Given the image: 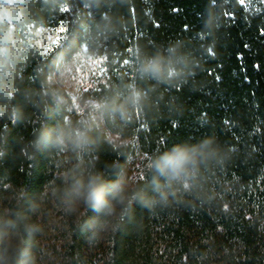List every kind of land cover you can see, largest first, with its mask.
<instances>
[{
    "label": "trees",
    "instance_id": "1",
    "mask_svg": "<svg viewBox=\"0 0 264 264\" xmlns=\"http://www.w3.org/2000/svg\"><path fill=\"white\" fill-rule=\"evenodd\" d=\"M66 1L74 15L61 47L43 61L29 57L30 93L46 95L45 84L60 55L68 58L85 48L106 66L103 82L90 96L109 95L135 80L138 48L151 53L179 41L192 61L188 77L157 86L147 116L137 111L124 125H106L134 140L147 163L156 152L209 136L232 149L231 161L207 174L205 197H190V205L152 214L133 205L120 230L107 238L102 264H264V7L248 13L235 9L233 0ZM26 7L30 23L10 25L16 31L28 28L52 6L30 0ZM11 104L19 107L15 99ZM29 114L28 123L0 119V132L6 134L0 161L10 164L19 180L9 181L8 193L22 188L26 198L59 183L61 171L70 166L65 157L71 154L44 148L22 154L18 147L41 126L77 120L43 98ZM88 161L103 169L98 150ZM147 172L146 166L136 183ZM94 216L88 211L71 220L69 264H91L82 253L87 240L83 224Z\"/></svg>",
    "mask_w": 264,
    "mask_h": 264
},
{
    "label": "clouds",
    "instance_id": "2",
    "mask_svg": "<svg viewBox=\"0 0 264 264\" xmlns=\"http://www.w3.org/2000/svg\"><path fill=\"white\" fill-rule=\"evenodd\" d=\"M30 0H0V119L23 121L24 111L13 106L11 100L17 91V66L22 59L18 33L10 25L30 23L26 5ZM48 6H59V0H44ZM109 21L105 27H109ZM179 41L149 53L137 49L136 78L121 90L106 96L81 97L80 107L86 113L83 119L58 121L52 127L41 126L26 141L21 153H35L44 148L49 152L66 154L70 166L61 171L59 183L45 185L38 196L26 198L22 188H14L6 205L0 209V264H39L35 238L42 234L41 224L34 220L47 205L73 220L87 215L95 216L83 224L87 243L95 246L118 232L133 205L149 214L166 212L180 205H190V197L203 198L205 180L210 171L226 166L232 159V149L221 146L215 136L196 143L183 142L170 149L153 154L147 163L148 172L141 183H133L116 163L107 164V170L89 164L88 157L96 152L113 131L104 125L115 122L124 125L137 111L146 116L151 112L153 93L157 86L180 83L190 71L192 61L182 50ZM75 70L71 60L64 67V76L46 82V95L31 92L26 99L33 104L52 100L66 111L71 100L67 91L75 85L68 74ZM149 83L148 87L138 82ZM6 134L0 132V160L4 156ZM115 176L109 179V175Z\"/></svg>",
    "mask_w": 264,
    "mask_h": 264
},
{
    "label": "rangeland",
    "instance_id": "3",
    "mask_svg": "<svg viewBox=\"0 0 264 264\" xmlns=\"http://www.w3.org/2000/svg\"><path fill=\"white\" fill-rule=\"evenodd\" d=\"M232 6L248 13H253L264 7V0H233ZM74 8L66 0H60L59 6L52 5L47 12L40 13L35 21L28 27L18 31V44L22 52V59L17 66V91L13 99L18 102L19 107L24 111L25 123H28L30 109L33 105L26 99L30 91L26 84L27 69L29 67L30 55H35L39 60H45L57 53L61 47L67 26L72 22ZM71 60L75 65V70L68 74L74 82L75 87L67 91V96L71 103L67 107L70 116L76 119L86 117V113L80 107L81 97L90 96L105 77L106 66L102 59L90 56L85 48L80 49L72 56L66 58L62 55L58 58L55 71L49 76L48 84L58 77L64 76V67L67 61ZM105 126L106 122H103ZM108 127V126H107ZM107 142L101 144L98 154L101 158L103 170L107 164L116 163L117 168H122L133 183L141 179L147 160L139 153L134 140L124 138L121 135L110 133ZM22 146L18 147L21 152ZM6 161H0V209L7 202L8 190L12 187L10 180L18 182V178H13L15 171ZM115 176L112 178L114 179ZM34 220L41 224L43 232L35 238V250L40 256L39 264H69L66 247L69 243L68 232L72 227V218H66L52 207L47 205L46 210ZM107 239L95 246H86L82 253L91 264H102L101 251L106 246Z\"/></svg>",
    "mask_w": 264,
    "mask_h": 264
}]
</instances>
